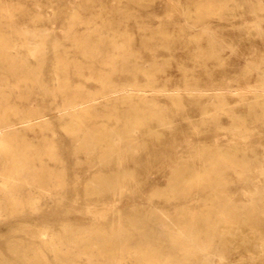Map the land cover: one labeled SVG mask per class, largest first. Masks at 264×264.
Wrapping results in <instances>:
<instances>
[{
	"label": "rangeland",
	"instance_id": "rangeland-1",
	"mask_svg": "<svg viewBox=\"0 0 264 264\" xmlns=\"http://www.w3.org/2000/svg\"><path fill=\"white\" fill-rule=\"evenodd\" d=\"M207 1L0 0V41L11 46L13 56L9 59L5 49L0 53V117L17 123L21 115H42L43 123L39 126L16 127L21 129L26 143L34 147L31 151L39 153L30 160L43 161L62 177L60 187L51 195H25L19 189L20 203L7 201L1 206L0 264H24V254L32 264H105L96 251L80 249L95 237L90 235L92 239L77 243L86 234L109 229L101 223L103 218L134 212H164L172 216L178 207H183L186 215L199 213L211 203L209 190H190L185 197L172 196L182 178L174 177L177 171L206 168L203 157L196 152L199 147L239 156L240 166H220L213 175L220 185L221 199L237 210L253 207L259 215L264 214V106L257 105L253 94L247 91L262 81L264 10L256 8L264 5V0H226L198 19V6ZM204 29L215 39L218 59L206 58L210 38L203 33ZM83 39L99 43L98 50L90 54L80 51L77 42ZM111 40L121 46L112 48ZM197 44L204 49L202 52ZM28 47L36 48V55L29 53ZM112 56H117V61H109ZM24 64L32 73L25 72ZM105 76L118 86H166L167 94L196 83L221 85L232 91H225V110H218L216 121L200 116L194 101L183 91L184 107L179 108L164 94L145 93L148 98H155L167 121L158 124L153 119L147 123L152 126V148L158 149L156 143L160 142L165 151L148 163L125 160L112 171L110 167L99 169L98 175L92 172L100 167L78 149L80 142L72 141L67 130L69 118L56 108L63 96L73 92L52 98L41 88H55L59 81H65L70 90L79 86L81 96L96 98L94 103L100 115L97 120L104 121L107 129H119L122 121L106 115L111 102L102 96ZM45 147L55 157L46 154ZM120 170L125 174L121 187L109 190L105 196L85 191L100 181L106 182ZM183 177L184 181L189 179L188 175ZM119 221L122 219L118 224L123 231L132 232ZM115 223L114 220L110 224ZM166 230L165 225L158 227V231ZM107 237L117 246L122 245L120 264H139L135 254H126L127 247H137L138 238L131 242L110 234ZM152 243L154 248L158 247L155 241ZM51 246L59 248V258L54 257ZM163 248L166 252H161L160 258L170 249ZM202 249L203 254L208 253V246ZM220 256L207 254V261L190 264H221Z\"/></svg>",
	"mask_w": 264,
	"mask_h": 264
},
{
	"label": "bare ground",
	"instance_id": "bare-ground-1",
	"mask_svg": "<svg viewBox=\"0 0 264 264\" xmlns=\"http://www.w3.org/2000/svg\"><path fill=\"white\" fill-rule=\"evenodd\" d=\"M225 2L226 0H208L206 4H199L196 10L197 18H204L213 12L216 4ZM256 10H264V5L259 4ZM251 15L253 17V14ZM10 27L12 28V26ZM203 33L210 38L205 50L206 58L218 59L219 49L215 48V39L207 29H204ZM197 40L198 42L201 40L200 36ZM77 43L80 51L89 54L99 48V43L88 42L87 39ZM109 45L112 48L121 46L116 40H111ZM10 47L1 39L0 53H3L2 49H5L9 53L8 58L13 59L9 51ZM27 49L32 55H36L38 51L36 48L28 47ZM197 49L200 52L204 50L200 44H197ZM18 60H22V58L19 57ZM115 60L117 61V56L109 57V61ZM22 62L24 63V61ZM24 67L26 73H32L25 64ZM62 67L61 70L64 69ZM75 70L78 72L80 68L76 67ZM143 71L147 70L143 69ZM260 76L262 81L256 86H250L247 91L253 94L257 105L264 106V69L261 70ZM102 83L104 89L102 96L111 102L106 115L122 121L123 126L119 129H107L104 121L97 120L100 115L94 103L96 98L91 95L81 96L79 86L70 90L65 81H59L55 88H41L43 91H48L52 98L56 94L64 95L70 91L73 92L71 96H63V102L56 108L60 114L65 113L69 118L67 130L72 136V141L76 144L80 142L78 149H81L87 158L92 159L91 161L100 167L92 172V174L98 175H100L99 169L110 167L109 170L112 171L114 167L119 168L125 160L139 164L141 161L148 163L152 157L154 158L165 151V145L160 142L156 143L158 149L152 148L150 136L152 126H148L147 123H152L153 119L158 124H166L167 121L163 119L155 98H148L145 93L154 91L164 94L175 107L179 108L184 107L181 102L183 97L181 92L183 91L187 97L194 101L200 116L216 121L218 110H225V91L228 93L232 91V89L221 87V85L205 84L203 86L196 83L186 84L182 91L177 87L175 93L167 94L169 88L166 86L159 89L151 88L150 85L144 87L131 84L118 86L108 82L107 76L103 77ZM42 118V115L37 114L21 115L18 122L15 123L5 117H0V193L3 195V200H0V212L1 206L7 201L15 205L20 203L19 189H22L25 195H34L38 192L45 196L51 195L57 187H60L61 174L48 167L43 161L30 160L35 156L38 157L39 153L31 151L34 147L26 143L21 129L16 127L17 124H24L23 128H34L43 123ZM186 119L188 122H192L190 117H186ZM201 122H203V118ZM45 148V153L49 154L48 147ZM199 148L196 149V152L203 157L206 168L198 171L187 167L177 171L174 177L182 178L176 185L177 193H173L172 196L182 194L185 197L190 190L201 192L209 190L213 198L208 207H204L199 213L189 215H186L183 207H178L172 216L164 212H147L145 215L134 212L124 216L116 213L113 217L102 219L101 223L109 226V229L91 232L86 234L82 241L77 240V243H81L85 239H92L89 237L90 235L95 237L92 242L86 246L82 245L80 249L85 252L96 251L104 259L105 264H120L123 260L122 245L117 246L112 238L109 239L107 234H110L115 238L123 237L131 242L135 237L139 239L137 247L126 248L127 256L135 254L139 258V264H190V262L198 260L207 261V254L217 253L221 255V264H264V214L259 215L253 207L237 210L227 201H222L220 185L213 176L215 172L219 171L220 166H229L233 169L240 166L239 156L230 155L225 151L210 150L209 148L205 151L199 150ZM50 156L55 157V154ZM184 175L189 176L187 181H184ZM124 179L125 174L120 170L112 174L106 182L100 181L90 188L87 187L85 191L95 194V196H105L109 190L121 187ZM120 219L122 221L119 222L132 229L131 233L127 234L121 229L118 224ZM114 220L117 223L112 226L110 223ZM160 225L167 227L166 232L158 231ZM40 234L46 235L44 232H40ZM153 241L157 243L158 247H153ZM127 242L125 241V244ZM128 245L130 244L128 243ZM204 245L208 246L207 254H203L202 247ZM164 246H169L170 249L163 258H160L161 252H166ZM50 248L54 257L59 258V248L57 246ZM21 258L24 264H32L28 255H21Z\"/></svg>",
	"mask_w": 264,
	"mask_h": 264
}]
</instances>
